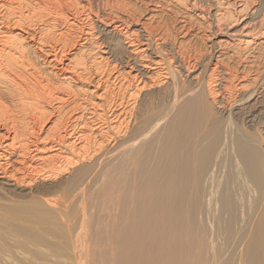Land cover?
I'll list each match as a JSON object with an SVG mask.
<instances>
[{
  "label": "bare ground",
  "instance_id": "6f19581e",
  "mask_svg": "<svg viewBox=\"0 0 264 264\" xmlns=\"http://www.w3.org/2000/svg\"><path fill=\"white\" fill-rule=\"evenodd\" d=\"M43 1L34 4V10L23 13L27 9L22 5L23 0H0L2 184L18 181L30 187L38 185L34 192L44 197L43 202L50 212V208H58L64 191L73 194L79 203H76V214L81 223L75 233L77 264L84 263L85 255L89 254L86 252L91 251L84 245L85 240L91 238L87 232L93 231L92 234L98 236L101 233H95L97 224L95 229H90L91 221L95 224L94 218H90V214L96 215L94 206L90 205L91 213L83 204L88 197L86 190L98 184L103 191L96 189L102 192V203L106 206L117 198L115 214L106 210L104 204V208L98 204L99 209L106 210L107 216L101 218V210L98 211L99 221H115L121 254L127 243V264H264V74L261 75L262 69L259 70L256 63L258 57H264V40L257 43L255 38L247 39L228 57L217 52L215 58L211 52L212 56L203 59V54L200 56V52L189 50L181 43L176 51L174 45L165 43L164 46L167 39L162 34L153 40L150 23L146 22L154 15L142 23L141 30L133 29L134 24L141 22L128 0ZM142 3L146 4L144 11H147L148 2ZM160 3L152 4L159 8L155 13L161 11ZM230 3H224L225 8ZM241 3L243 8L238 4L239 13L244 14L247 4L245 0ZM216 5L220 9L223 3ZM17 10L20 14L15 16ZM220 12L216 10L217 15L222 16ZM257 12L256 8L249 14ZM49 16L51 19L47 20ZM32 20L45 24L33 30L34 35L25 29ZM189 26V22L183 21L179 27L183 37L192 33ZM15 29L29 35L30 41L39 37V46H35L41 53L38 58L34 54L33 60L34 49L32 53L29 51L30 43L24 47L23 36L14 34ZM255 29V26L249 29L255 32V37L264 33L260 27L258 31ZM102 36H107L111 42L102 40ZM112 36L120 39L113 40L112 44ZM156 41H160V46ZM155 44L157 52L152 49ZM69 51H75L69 63L72 75L85 83L82 87L94 88L89 91L96 93L93 101L88 99L89 89L82 92L81 87L71 86L72 78L63 77L64 84L42 79L41 67H54ZM223 56L228 62L220 70ZM212 60L216 62L210 69ZM178 73L183 81L178 79ZM153 87L159 88L160 93L150 91ZM208 96L216 111L207 105L211 103L205 99ZM46 122L51 126L42 131ZM39 131L44 137L38 136ZM94 198L88 199L86 207ZM39 199L29 203L37 209L43 205ZM96 201L101 203L97 198ZM63 206L60 205L61 209ZM85 221H90L87 226L90 228L83 229ZM101 223L102 229L107 230L109 224L102 226ZM84 231L89 236L86 239ZM108 231L111 230L108 229L107 234ZM106 233L101 234L107 236ZM106 254L108 259L105 255L104 261L110 263L107 261L112 254L110 257ZM6 257L0 259L1 264H12ZM101 257L89 260L94 263ZM21 258L23 260V256ZM87 258L84 264H90ZM119 264H124L121 257Z\"/></svg>",
  "mask_w": 264,
  "mask_h": 264
},
{
  "label": "rangeland",
  "instance_id": "374dc122",
  "mask_svg": "<svg viewBox=\"0 0 264 264\" xmlns=\"http://www.w3.org/2000/svg\"><path fill=\"white\" fill-rule=\"evenodd\" d=\"M130 3H131V5L137 10V12H138V18H140V22H141V24L139 23V25H135L134 24V27H133V29H136V30H139L140 28H141V26H143L142 25V23L147 19V18H149V16H151V15H154V18H151L152 20L151 21H149V22H146V24H149V29H150V32H151V38L153 39V40H157L158 39V37L162 34L163 36H164V38L165 39H167L166 41H164V46H165V43H166V46H168V45H174V50L176 51V49H178V44H180L181 43V45L182 46H184L185 48H187V49H189V50H192L193 49V51H195V52H200L199 53V55L201 56L202 54V56L201 57H203V59H207L208 57H209V55L210 56H212L211 55V52H212V54H213V57L215 56V58H216V56L218 55L217 54V52L218 53H220V52H222L224 55H227V57L228 56H230L232 53H233V51L235 50V48H239L240 47V45L242 46L243 44L242 43H244L245 41H247V39H248V41L249 40H253V38H255V42H257V43H259L261 40H264V33H262V35H259V37H255L254 36V34L253 33H255L254 31H251V30H249V29H254V26H255V30H259V27H260V30H262V32H264L263 30H264V0H250V1H248V0H245L246 1V9L243 11L244 12V14L243 13H239V11H241V9L243 8L241 5H242V3L240 4V2L242 1V0H180L179 2H178V0H128ZM140 1H141V4H140ZM142 1H145V2H148V4H147V8H148V12L147 11H144L145 10V5L146 4H143L142 3ZM198 1H200V2H198ZM209 1V2H208ZM218 1V2H217ZM220 1H222V2H220ZM248 1V2H247ZM40 2H44L43 0H23V7L25 8V6H26V8L27 9H25V10H23V13H25L24 11H26V10H34L35 8L34 7H36L35 5H37V4H40ZM156 2H161L160 4L162 5V7H161V11L159 12V13H155V11L157 10V9H159V8H155V6L154 5H152V4H154V3H156ZM176 2V3H175ZM178 2V3H177ZM198 2V3H197ZM229 3V2H231L230 4V6H228L227 8H225V6L226 5H224V3ZM237 2V3H236ZM182 3V4H181ZM215 3V4H214ZM220 3H223V6H221V8L219 9V7L216 5V4H220ZM235 4V6L233 5V4ZM35 4V5H34ZM136 4V5H135ZM181 4V5H180ZM194 4V5H193ZM240 5V8H239V5ZM248 4H250V6L248 5ZM207 5V6H206ZM214 5V6H213ZM196 8H195V7ZM33 7V8H32ZM207 7V8H206ZM214 7V8H213ZM223 7V8H222ZM247 7H250V8H248L247 9ZM138 8V9H137ZM202 8H203V10H202ZM236 8H238V9H236ZM256 8L258 9V11L259 12H257V14H253L252 16L249 14L250 12H253L254 10H256ZM226 9V10H225ZM262 9V10H261ZM21 10V11H22ZM141 10V11H140ZM155 10V11H154ZM216 10H218V13L220 12L221 14H222V16L220 15H217L218 13H216ZM251 10V11H250ZM152 11V12H151ZM215 11V12H214ZM230 12V13H228V12ZM35 12H37V11H35ZM145 12V13H144ZM227 12V13H226ZM15 13H17L15 16H18L19 14H20V11L19 10H17V12H15ZM144 13V14H143ZM225 13V14H224ZM232 14V15H231ZM260 14V15H259ZM216 15V16H215ZM247 15V16H246ZM255 15H257V16H255ZM262 15H263V17H262ZM253 16H255V17H253ZM216 17V18H215ZM218 18V19H217ZM236 18V19H235ZM250 18H251V20L253 21V20H256L255 22L253 21L252 22V24H251V20H250ZM253 18V19H252ZM259 18V19H258ZM261 18V19H260ZM46 19L47 20H50L51 19V17L49 16V17H46ZM215 20H217V21H215ZM250 20V21H249ZM183 21H187V22H189V24H190V28L192 29V33L188 36V37H183V35L184 34H180L179 32H180V30H178L179 29V27L182 25V22ZM233 21V22H232ZM249 23H248V22ZM37 22V23H36ZM44 21H41V22H39V21H34V20H32V22L31 23H29L28 25H26V28L25 29H27L26 31L28 32V34H31V35H34V34H32L36 29H38V27L40 26H44V25H42V23H43ZM35 23V24H34ZM225 23V24H224ZM247 23V24H246ZM263 25H262V24ZM32 24V25H31ZM38 24V25H37ZM40 24V25H39ZM263 27H262V26ZM28 26V27H27ZM34 26V27H33ZM201 26V27H200ZM204 26V27H203ZM243 26L245 27V28H243ZM258 26V27H257ZM31 27V28H30ZM155 27V28H154ZM160 29H159V28ZM203 27V28H202ZM207 27V28H206ZM30 28V29H29ZM34 28V29H33ZM154 29H156V30H154ZM177 29V30H176ZM204 29V30H203ZM14 30V29H13ZM16 31H14V34L16 33H19V34H21L23 37V39H21L23 42V45H24V47H25V44L27 45V43L30 45V46H32L31 48H29L28 46H26V48H29V51L32 53L33 51V53L31 54L32 56V58H33V60H34V58L36 57V58H38V56L41 54L40 52H39V50H38V48H36V47H38L39 46V44H38V36H36V40H34V42L33 41H30V36L29 35H26V34H24V33H22L19 29L17 30V29H15ZM34 30V31H33ZM141 30V29H140ZM219 30V31H218ZM249 30V31H248ZM257 30V31H258ZM32 31V32H31ZM57 31H58V29H57ZM57 31L55 30L54 32L55 33H57ZM153 31V32H152ZM167 31V32H166ZM247 31V32H246ZM198 32H199V34H198ZM156 33V34H155ZM246 33H248V37H242L243 35H245ZM238 34H240V35H238ZM250 34V35H249ZM155 35V36H154ZM195 35V36H194ZM251 35H253L252 37H251ZM28 36V37H27ZM250 36V37H249ZM154 37V38H153ZM26 38V39H25ZM108 37L107 36H102V40H104V41H106V42H111V40L110 39H107ZM117 38H119L118 36H112V44H114V41L116 42V41H118V39ZM201 38V39H200ZM203 38V39H202ZM251 38V39H250ZM120 39V38H119ZM114 40V41H113ZM189 40H190V42H189ZM257 40V41H256ZM30 41V42H29ZM188 41V42H187ZM216 43V44H215ZM218 43V44H217ZM156 44H159V46H160V41H156ZM156 44L155 45H153V47H152V49H153V51L154 52H157V50H156ZM168 44V45H167ZM38 45V46H37ZM220 45V46H219ZM36 46V47H35ZM219 46V47H218ZM222 46V47H221ZM226 46V47H225ZM237 46V47H236ZM156 47V48H155ZM191 47V48H190ZM200 48V49H199ZM224 48V49H223ZM34 49V50H33ZM195 49H197V50H195ZM33 50V51H32ZM159 50H161V49H159ZM75 51H69V52H66L65 53V55L61 58V63H56L55 64V66L54 67H47V66H42L41 68V70H42V72H43V77H42V79H46V80H49L50 81V83H52V84H57L58 82L59 83H61L62 84V82H63V84H64V82H65V79H63V77L64 78H67V77H69V78H72V81H70V84H71V86H79V88L81 87L82 88V92H83V90H87V89H89L88 91H87V94H88V99L89 100H92L93 101V98H95V96H96V93H89V91H94V88L91 86L90 88H89V85L87 86L86 85V88L85 87H82L81 85H85V83H83L82 81H80V80H77V78L76 77H74V75H72V72H71V68H72V65L71 64H69L71 61V59H72V55H73V53H74ZM164 52H166V51H164ZM207 52V53H206ZM209 52V53H208ZM35 54V55H34ZM39 54V55H38ZM260 54V53H259ZM35 57H34V56ZM208 55V56H207ZM178 57V58H177ZM212 57V58H213ZM225 56H223V58H224ZM227 57H225L224 58V62H223V65H222V67H221V69L220 70H223L224 69V67H225V63H227L228 62V58ZM257 57H258V55H257ZM214 58V59H215ZM259 59H257L256 61V63L258 64L257 66H259L258 67V69L260 70V69H262V72H261V75L263 76V74H264V57H262V56H260V57H258ZM262 58V59H261ZM51 59V58H50ZM176 59L179 61L180 60V58H179V56H176ZM225 59H226V61H225ZM41 60V59H40ZM40 60H38V62H40L41 63V61ZM49 60V59H48ZM215 60H212V65L210 66V69H213V65L215 64ZM42 64V63H41ZM54 64V62L52 63V65ZM229 64V63H228ZM224 66V67H223ZM262 66V67H261ZM223 68V69H222ZM127 72L129 71V72H131L130 71V69H125ZM125 71V72H126ZM53 73H56L54 76L52 75ZM263 73V74H262ZM177 75V74H176ZM179 76H181V74H179L178 73V75H177V77H178V79L180 80V81H183V78H181L180 79V77ZM62 78V79H61ZM61 79V80H60ZM63 80V81H62ZM61 81V82H60ZM57 82V83H56ZM146 83H147V79H146ZM78 84V85H77ZM80 84V85H79ZM88 87V88H87ZM84 88V89H83ZM154 88V89H153ZM150 91H153L154 93H160V92H158L159 91V88H156V87H153ZM203 88H205V87H203ZM156 89V90H155ZM155 90V91H154ZM207 89L205 88L204 89V92H207L206 91ZM148 91V89H146V92ZM101 92V91H100ZM144 92H145V90H144ZM206 95H208L207 93H206ZM205 98V97H204ZM205 99H208V102H211L210 104L208 103V102H206V103H208L207 105H209V108L210 107H213V110H215L216 111V106L212 103V100H211V98H210V96H208L207 98H205ZM204 99V101H206ZM252 103V102H251ZM250 104V103H249ZM245 106H248V104H246ZM259 106V105H258ZM256 107V106H255ZM210 110H212V108L210 109ZM212 110V111H213ZM49 126H51V123H49V122H46L45 124H44V126H43V128H42V131H45ZM258 127H259V125H258ZM42 131H39V133H38V136H40L41 138L42 137H44V133L42 132ZM258 133V132H257ZM63 178V177H62ZM2 180H0V239H1V241L2 242H4V244L1 242L0 243V259L1 258H3V256L4 257H6L7 258V262L9 263H12V264H25V262H26V264H43V260L45 261V263L47 264V263H49V261H50V263H52V264H77L76 262H79V259L75 256V247H76V245L78 244L77 243V239L75 238V233H77L78 232V228H79V226L81 225V223L79 222V217H78V215L76 214V212H77V210H78V208H76V206L78 207V201H77V199L73 196V194L68 190V191H64L63 192V194H65L64 195V197H63V195H61L59 198H60V201L61 202H59V204H58V208L56 209L55 208V210H52V208H50V210L53 212V211H56L55 213L53 212H50L48 209H49V207L43 202V200H44V197H40V195H37L34 191H36V187L38 186V185H32L31 187H30V185H26V183H22L21 182V184H20V182H14V181H9V182H7L8 184H6V185H3L2 184V182H1ZM5 182V181H4ZM26 185V186H25ZM96 185V184H95ZM100 184H98V185H96V186H93L92 188H88L87 190H86V192H87V196L88 197H86L84 200H86L85 202H87V201H92V198H94V196H95V198L93 199V202H90L91 204H89V207H86V206H88V202L87 203H85L84 201H83V204H84V206H85V208H89V210L91 211V213H93L94 212V214H96V215H94V216H91L92 214H90V218L92 219V217L94 218V219H92L94 222H95V224L94 223H92V221H91V219L90 218H88L90 221H91V223H90V221H89V223L91 224V228H90V226L89 227H87L88 225H89V223H87L88 221H85V223L84 224H86V225H84V224H82L83 226H84V228L83 229H85V227L86 228H90V229H92L93 230V228L95 227V225H96V230H95V233H97V232H103L104 234L107 232V230L109 229V230H111L110 232L108 231V234L106 233V235L107 236H102V234L100 233L99 235L100 236H98L97 234L95 235V234H92V233H94L93 231L91 232V234L89 233L90 231V229H88L87 231H89V232H87V234L91 237V238H88L89 236L85 233L86 231H84V233H85V235H87V237L86 236H84V238L86 239V238H88V240L86 239L85 240V243H84V245H85V249L86 250H88V248H89V251H90V248H91V251H92V255H93V257H95L94 258V261H95V259H97L98 258V256L100 255V256H102L101 257V259L99 260H96L97 262H94V263H92L91 262V260L93 259V257H92V255L90 254V252H86V250H85V252L86 253H89L90 254V257L88 256L89 254H87V255H85V262H86V258L88 259V261H87V263L88 262H90V264H98V262H99V264H116V262H117V264H119V262H120V257L122 258V263L124 262V264L128 261L127 260V258H128V256H127V252H126V249H125V247H126V245H127V243H125L126 245H124L125 247L123 248V252H122V254H121V251L119 250L120 249V246H119V244L117 243L118 242V232H117V230H116V226H115V221L113 220V219H111V221H110V219L108 220V219H106V220H104V221H106V224H104V221H103V223H101L102 221H99V218H100V216H99V212H100V210H101V212H103L102 211V209H99V206H98V204H100V205H102V204H104L105 205V209H106V207H107V209L106 210H111V211H113V213L115 212L114 210H115V207H114V203L115 202H117V198L115 197V198H113V200H114V202H112V205H110V203L108 204L109 205V207L108 206H106V203H102V198H103V194H101L102 192H100V191H103L102 190V187L100 186L99 188H98V186H99ZM25 186V187H24ZM9 187V188H8ZM6 188V189H5ZM96 188H98V190L100 189V191H98ZM92 189H94V191L92 190ZM4 190V191H3ZM91 191V193H89L90 194V196L91 197H89V194H88V192H90ZM95 191H97V192H99V195L101 196V197H99V195L97 196V195H95V193L97 194V192H95ZM70 192V193H69ZM92 192H94V193H92ZM92 194V195H91ZM29 195H30V197H31V199L29 198ZM33 195H36L35 197L33 196ZM71 195V196H70ZM68 196V197H67ZM97 196V197H96ZM36 199L35 201H34V198ZM25 198H27V200L25 199ZM30 200H29V199ZM40 198V199H39ZM41 198H43V199H41ZM65 198V199H64ZM66 198H68V199H70V200H68V199H66ZM90 198V199H89ZM96 198H97V200H101V203L100 202H98V201H96ZM100 198V199H99ZM24 199V200H23ZM37 199H39V201L41 200L43 203V205H42V207H40V206H38L39 208H41L42 210H40L39 208H37L38 209V211H37V209H36V205H32L31 203H33V201L34 202H36V201H38ZM73 199V200H72ZM89 199V200H88ZM116 199V200H115ZM29 200V201H28ZM65 200V201H64ZM66 200H67V202H66ZM18 202V203H17ZM24 204H23V203ZM29 202H31V203H29ZM63 202V203H62ZM94 202H95V205H96V202H97V207H98V209L99 210H97V207H96V209H95V205H94ZM27 203V204H26ZM76 203H78V204H76ZM62 204V209H61V207H60V205ZM67 204H68V206H67ZM118 203H115V205H117ZM90 205H92V206H94L93 208H94V211L92 212V210L93 209H90L91 207H90ZM24 208H23V207ZM34 206V207H33ZM46 206L48 207L47 209H45L46 208ZM110 206H111V209H110ZM112 206L114 207V209L112 208ZM21 207V208H20ZM29 207V208H28ZM74 207V208H73ZM101 207V206H100ZM102 207H103V205H102ZM19 208V209H18ZM26 208L28 209V210H26ZM31 208V209H30ZM35 210H34V209ZM66 208V209H65ZM104 208V207H103ZM5 209V210H4ZM18 209V211L19 212H16V210ZM32 209H33V211H32ZM71 209H72V211H71ZM75 209V210H74ZM104 209V210H105ZM30 210V211H29ZM48 210V211H47ZM88 210V211H89ZM106 210L103 212V213H101L100 212V215H102L101 216V218H103V216H105V217H107L106 216V214H105V212H106ZM5 211V212H4ZM23 211V212H22ZM45 211V212H44ZM65 211V212H64ZM97 213H96V212ZM99 211V212H98ZM4 212V213H3ZM9 212V213H8ZM15 212V213H14ZM29 212V213H28ZM39 212H41V213H39ZM42 212H44V214L45 215H43V213ZM50 212V213H49ZM7 213H8V217H7ZM21 213H23V215L21 214ZM37 213H38V215H37ZM31 214V215H30ZM34 214V215H33ZM41 214V215H40ZM47 214V215H46ZM51 214V215H50ZM53 214H55V215H53ZM60 214V215H59ZM64 214H65V217H64ZM115 214V213H114ZM21 215V216H20ZM40 215V216H39ZM2 216V217H1ZM23 216V217H22ZM38 216V217H37ZM52 218H51V217ZM60 216V217H59ZM98 216V218H96V217ZM5 217V218H4ZM18 217V218H17ZM33 217V218H32ZM39 217H40V219H39ZM49 217V218H48ZM57 217V219H55ZM59 217V218H58ZM63 217V218H62ZM89 217V216H88ZM45 218H46V220H45ZM51 218V219H50ZM101 218H100V220H101ZM27 219H28V221H27ZM48 219V220H47ZM60 219H62V222L60 221ZM6 220H7V222H6ZM15 220V221H14ZM20 220H22V221H20ZM51 220H53V222L51 221ZM55 220H58V222H59V224H58V222L57 221H55ZM69 220V221H68ZM98 220V223L96 222ZM25 221V222H24ZM36 221V222H35ZM39 221H41L42 222V224H43V228H42V224H41V222H39ZM110 223H109V222ZM16 222V223H15ZM28 222V223H27ZM34 222H35V224H34ZM49 222V223H48ZM101 224H104V225H102V226H107V224H109V225H111V226H107L108 227V229L106 230V227H105V229H102V227H101V225H100V223ZM37 223V224H36ZM54 223V224H53ZM40 224V225H39ZM64 224V225H63ZM34 226V227H32V226ZM61 225H63V226H65V227H63V226H60ZM99 225H100V228H98L97 229V227H99ZM27 226V227H26ZM30 226H31V228H30ZM40 226V227H39ZM35 227H36V229H35ZM68 227H69V229H68ZM93 227V228H92ZM110 227V228H109ZM116 227V228H115ZM27 228H29L28 230H27ZM48 228V229H47ZM94 228V229H95ZM104 228V227H103ZM34 229V230H33ZM38 229H41V230H38ZM56 229H57V231H56ZM60 229H62V230H60ZM32 231V234H30V232ZM98 230H100V231H98ZM103 230H105V231H103ZM128 230V229H127ZM21 231V232H20ZM59 231H61L60 233H59ZM28 232V233H27ZM37 232V233H36ZM44 232H46L45 234H44ZM68 232V233H67ZM113 234H112V233ZM7 235H6V234ZM24 233V234H23ZM57 233V234H56ZM70 233V234H69ZM9 234V235H8ZM25 236H23V235ZM69 234V235H68ZM110 234H111V236H110ZM45 235H46V237H45ZM67 235V236H66ZM108 235L111 237H109V238H107L108 237ZM19 236H21L20 238H19ZM28 236L30 237V238H28ZM58 236H60V237H58ZM102 236V237H101ZM113 236V237H112ZM15 237V238H14ZM48 237H49V239H48ZM51 237V238H50ZM53 237H55V238H53ZM65 237V238H64ZM70 237V238H69ZM101 237V240H99V238ZM104 237V240L102 239ZM12 239V241H11V239ZM59 240H58V239ZM64 238V239H63ZM95 238V239H94ZM15 239V240H14ZM16 239H18V240H16ZM26 239H28L27 240V242H26ZM31 239V240H30ZM38 239V240H37ZM41 239H42V241H41ZM46 239V240H45ZM52 239V240H51ZM55 239H57V241H58V243H60L59 245H58V243H55V242H57V241H54ZM65 239H67V240H65ZM91 239V241H90V243L91 244H89V240ZM110 240L109 242H108V240ZM7 240H8V243H7ZM11 241V243H10V241ZM13 240H14V242H13ZM21 240V241H20ZM24 240V241H23ZM30 240V242H28ZM37 240V241H36ZM52 242H51V241ZM65 240V241H64ZM94 240V241H93ZM17 241V242H16ZM32 241V242H31ZM48 241H50L49 243H48ZM62 243H61V242ZM104 241V244H106V242H107V248H106V246L102 243ZM6 242V243H5ZM24 242V243H23ZM37 242H38V244H37ZM84 242V241H83ZM110 242H111V244L113 245V249L111 248L112 247V245L110 246ZM11 244V246H9L8 244ZM13 243V244H12ZM23 245H22V244ZM54 243V244H53ZM75 243V244H74ZM87 243H88V245H87ZM2 244V245H1ZM7 244V245H6ZM49 244V245H48ZM50 244H51V247H50ZM102 244V245H101ZM71 245V246H70ZM91 247H90V246ZM93 245H94V248H93ZM108 245H109V247H108ZM5 246H7V247H4ZM15 247L14 249H12V247ZM49 246V247H48ZM88 248H87V247ZM95 246H97V248L99 247V248H101L102 250L105 248V250L104 251H106V253H109L110 255H109V257L111 256V254H112V256H111V258H109V260L107 261V259H108V254H106V253H104L102 250L100 251L99 250V248L97 249ZM105 246V247H104ZM25 247H26V249H25ZM35 247V248H34ZM54 247V248H53ZM103 247V248H102ZM9 248V249H8ZM10 248H11V250H10ZM93 248V249H92ZM110 248H111V250H110ZM117 248V249H116ZM18 249V250H17ZM44 249V250H43ZM94 249H95V251L96 250H99V251H94ZM107 249H109V250H107ZM26 250V251H25ZM119 250V251H118ZM17 251V252H16ZM28 251V252H27ZM32 251V252H31ZM42 251V252H41ZM44 251H45V253H44ZM51 252V254L49 253V252ZM109 251V252H108ZM112 251H113V253H112ZM118 251V252H117ZM26 252V253H25ZM71 252V253H70ZM94 252V253H93ZM101 252V253H100ZM104 254H103V253ZM32 253V254H31ZM34 253H36V254H34ZM44 253V254H43ZM49 253V254H48ZM85 253V254H86ZM98 253H99V255H98ZM120 253V254H119ZM125 253V254H124ZM2 254H3V256H2ZM11 254V255H10ZM13 254V255H12ZM19 254V255H18ZM23 254V255H22ZM28 254V255H27ZM47 256H46V255ZM73 254V255H72ZM94 254H96L95 256H94ZM6 255V256H5ZM18 255V256H17ZM104 255V256H103ZM105 255H106V257H107V259H106V261L107 262H110V263H106L105 261H104V258H106L105 257ZM114 255V256H113ZM119 255V256H118ZM121 255H123V256H121ZM127 257H126V256ZM2 256V257H1ZM11 256V257H10ZM23 256V260H22V258H21V260H20V257H22ZM29 258V260H31L32 258V260H33V263H32V260L31 261H26V258ZM33 256V257H32ZM87 256V257H86ZM117 257V259H116V257ZM17 257H19L18 259H16ZM40 257V258H39ZM24 258H25V260H24ZM35 258V259H34ZM39 258V259H38ZM48 258V259H47ZM91 258V260H89ZM111 259V260H110ZM114 259V260H113ZM125 259H126V261H125ZM18 260V261H17ZM35 260V261H34ZM40 260V262L38 263L37 261H39ZM84 261V260H83ZM82 261V262H83ZM93 261V260H92ZM112 261V262H111ZM42 262V263H41ZM84 262V263H85ZM44 263V264H45ZM49 263V264H50ZM84 263H81V264H84ZM128 263V262H127ZM126 263V264H127ZM0 264H1V262H0ZM89 264V263H88Z\"/></svg>",
  "mask_w": 264,
  "mask_h": 264
}]
</instances>
